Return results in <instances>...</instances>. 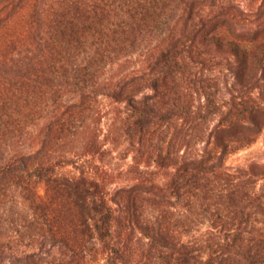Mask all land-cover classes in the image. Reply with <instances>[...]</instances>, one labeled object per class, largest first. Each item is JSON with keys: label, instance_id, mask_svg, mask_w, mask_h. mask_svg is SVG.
<instances>
[{"label": "trees", "instance_id": "obj_1", "mask_svg": "<svg viewBox=\"0 0 264 264\" xmlns=\"http://www.w3.org/2000/svg\"><path fill=\"white\" fill-rule=\"evenodd\" d=\"M262 137L264 0H0V264H264Z\"/></svg>", "mask_w": 264, "mask_h": 264}, {"label": "rangeland", "instance_id": "obj_2", "mask_svg": "<svg viewBox=\"0 0 264 264\" xmlns=\"http://www.w3.org/2000/svg\"><path fill=\"white\" fill-rule=\"evenodd\" d=\"M107 162H113L117 166H127L131 163L132 158L128 157L124 159L121 155H108L106 156ZM251 161H259L264 163V137H262L254 146L251 148L231 157L229 160L230 166H238Z\"/></svg>", "mask_w": 264, "mask_h": 264}]
</instances>
